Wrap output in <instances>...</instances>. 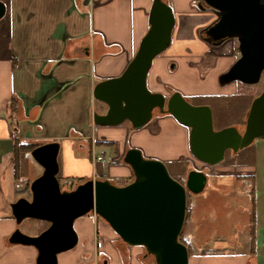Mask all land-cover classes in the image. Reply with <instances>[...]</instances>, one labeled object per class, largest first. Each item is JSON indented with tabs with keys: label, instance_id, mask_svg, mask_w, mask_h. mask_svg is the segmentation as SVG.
<instances>
[{
	"label": "crops",
	"instance_id": "obj_1",
	"mask_svg": "<svg viewBox=\"0 0 264 264\" xmlns=\"http://www.w3.org/2000/svg\"><path fill=\"white\" fill-rule=\"evenodd\" d=\"M1 1L5 13L0 18V264H35L33 246L7 240L16 227L10 203L28 195V182L17 184L15 139L37 144L58 141L59 179H109L116 185L133 179L131 167L122 160L129 147L169 167L193 163L194 157L189 128L168 113L157 111L140 129L131 128L128 121L113 126L92 121L93 112L106 110L93 97V87L119 75L131 60L148 29L152 0ZM166 1L175 26L169 46L152 61L149 89L164 95L178 90L193 99L216 94L217 84L206 73L219 66L224 67L219 73L225 71L233 60L231 51L210 49L196 37V30L210 18L196 6L198 0ZM170 62L175 63L170 69L185 63L189 81L201 82L203 89L175 85L167 72ZM150 77L156 88L149 85ZM225 87L231 91L234 84ZM98 147L111 149L107 162L105 154L103 161L94 160L103 152ZM73 226L77 244L58 253L57 264H155L144 247L126 244L94 213L76 218ZM258 249L188 253V264H264V252Z\"/></svg>",
	"mask_w": 264,
	"mask_h": 264
},
{
	"label": "water",
	"instance_id": "obj_2",
	"mask_svg": "<svg viewBox=\"0 0 264 264\" xmlns=\"http://www.w3.org/2000/svg\"><path fill=\"white\" fill-rule=\"evenodd\" d=\"M196 6L212 10L217 17L211 29L219 38L210 41L202 37L203 41L213 46L231 38L238 42L241 55L218 75V82H256L264 68V0H198ZM4 13L5 4L0 0V18ZM148 24L124 70L94 85L93 97L106 105L104 112H93L94 124L113 126L128 121L131 128L140 129L151 120L155 109L168 113L189 128V150L207 165L220 163L227 149L236 151L263 134L264 125L255 122L256 101L241 134L235 126L214 129L210 107L190 103L178 90L167 97L150 90L147 75L152 61L169 46L175 26L173 9L166 0H152ZM174 66L172 62L170 68ZM59 149L58 141H49L30 151L42 171L29 184L30 198L22 196L10 203L16 227L8 242L33 246L37 251L35 264H57L58 253L77 244L74 220L91 212L105 220L126 244L144 247L155 264H188V248L179 234L186 215L187 191L203 190L207 179L203 170L190 169L182 184L171 176L163 161L129 147L122 160L132 169L131 181L116 185L109 179L90 178L72 189H61ZM25 218L48 225L37 234H27L18 227Z\"/></svg>",
	"mask_w": 264,
	"mask_h": 264
},
{
	"label": "rangeland",
	"instance_id": "obj_3",
	"mask_svg": "<svg viewBox=\"0 0 264 264\" xmlns=\"http://www.w3.org/2000/svg\"><path fill=\"white\" fill-rule=\"evenodd\" d=\"M177 28L179 29L180 27L178 26ZM230 41L217 51L229 53ZM170 64L167 72L171 75L170 77H172L175 85L180 88L193 87L203 89L201 82L193 79L189 81L188 69L185 63H178L175 69H170ZM222 69L224 67L219 66L215 67L212 72L206 73L214 81L213 83L217 84L216 94L194 99L189 98L190 100H188L189 102H192V100L209 102L212 105L216 117L214 128L237 121L240 113L238 96L228 99L222 94L223 91H229L227 90L228 86L220 85L217 81V73ZM196 72L197 76L201 77L203 75L200 74L199 69ZM149 85L154 88L157 87L154 84L153 77H150ZM153 114H157V110H154ZM97 150L104 152L105 162H107L112 154L111 149L109 147H98ZM225 155L226 161H221L216 165H206L195 158H193V163L182 161L170 167L165 163L171 176L182 184H184L187 172L190 169L203 170L207 176L205 186L201 192L192 193L187 191L186 194V215L179 234V240L187 246L189 254H218L226 251H237L238 249H253L257 246L259 248L258 251L264 252V233H257L253 241L246 227L248 213L246 203L243 202V197H241L240 193L236 157L235 161H232L234 159L230 160L231 155L229 152H226ZM230 164L232 165L230 166ZM18 166L19 182L17 184L28 182V192H26L28 195H26V198H30L29 184L32 179L41 173L42 167L32 158L29 152L24 150L21 151V154L19 152ZM70 178L76 179L77 177L59 179L58 176L61 189H70L68 188V181H71ZM77 184L76 180L73 181L72 188ZM258 209L262 214L264 213V193L258 196ZM47 225L42 220L25 218L19 223L18 227L22 232L32 234L33 232H40Z\"/></svg>",
	"mask_w": 264,
	"mask_h": 264
},
{
	"label": "flooded vegetation",
	"instance_id": "obj_4",
	"mask_svg": "<svg viewBox=\"0 0 264 264\" xmlns=\"http://www.w3.org/2000/svg\"><path fill=\"white\" fill-rule=\"evenodd\" d=\"M206 12L210 14V18L204 25L200 26L196 30L195 35L201 41H203L202 37H209L210 41H216L219 37L215 33H213L211 28L214 26L217 17L212 10H206ZM205 26L208 27L203 30ZM231 40L232 47L230 51L233 56V60L231 62L232 64L238 57H240L241 53L238 48L237 40L234 38H231ZM225 41H223L218 46L207 44L205 41L203 42L207 44L210 49H219ZM229 66L227 67V69L229 68ZM230 83L234 84V88L231 91L222 94L225 98L228 99L234 96H238L240 113L237 121L228 123L222 127L235 126L241 134L244 133L253 101H256L257 105V118L255 120L256 125H264V68H262L258 80L254 83H245L240 80H234L226 84H219L227 85ZM165 96L167 97L168 95ZM185 99L188 101L191 98L189 99L185 97ZM190 103L208 105L211 109L212 124L214 127L216 117L212 105L209 102H196V100H192V102ZM226 152H229V154L231 155L230 160L234 159L232 161H235V157L237 160V177L240 182V193L241 197H243V202L246 203V210L248 213L246 219V227L248 228V233L251 235V239L254 241L257 233H264V213L262 214L258 209V196H261L264 193V131L260 136L254 137L247 145L238 148L236 151L227 149L225 153ZM225 153L222 161H226ZM231 165L232 164H230V166Z\"/></svg>",
	"mask_w": 264,
	"mask_h": 264
},
{
	"label": "trees",
	"instance_id": "obj_5",
	"mask_svg": "<svg viewBox=\"0 0 264 264\" xmlns=\"http://www.w3.org/2000/svg\"><path fill=\"white\" fill-rule=\"evenodd\" d=\"M37 145H38L37 143L19 142L18 140L15 139L13 141V150H14V160H15V163H16V161H18L19 152H21L22 150H24V151H27V152L30 153V151L35 146H37ZM70 179H71V181H68V184H69L68 188H70V189L72 188V182L73 181L76 180L77 183L84 181L82 178H76V179L70 178Z\"/></svg>",
	"mask_w": 264,
	"mask_h": 264
},
{
	"label": "built area",
	"instance_id": "obj_6",
	"mask_svg": "<svg viewBox=\"0 0 264 264\" xmlns=\"http://www.w3.org/2000/svg\"><path fill=\"white\" fill-rule=\"evenodd\" d=\"M94 160L96 161H103L104 160V153L100 152L94 156ZM207 165V164H206ZM95 214V213H94ZM96 215V214H95Z\"/></svg>",
	"mask_w": 264,
	"mask_h": 264
}]
</instances>
